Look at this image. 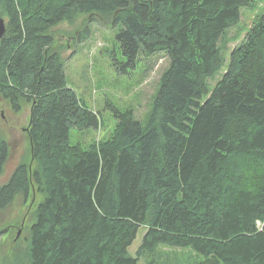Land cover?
Here are the masks:
<instances>
[{"label": "trees", "instance_id": "trees-1", "mask_svg": "<svg viewBox=\"0 0 264 264\" xmlns=\"http://www.w3.org/2000/svg\"><path fill=\"white\" fill-rule=\"evenodd\" d=\"M263 3L0 0V97L15 113L30 108L32 159L0 185V216L19 199L27 209L0 227L23 231L0 264H264ZM245 9L252 26L211 87ZM83 16L123 25L129 66L169 58L148 120L115 111L110 139L88 148L71 144V130L103 122L68 87L54 37ZM8 157L0 137V168Z\"/></svg>", "mask_w": 264, "mask_h": 264}, {"label": "rangeland", "instance_id": "rangeland-1", "mask_svg": "<svg viewBox=\"0 0 264 264\" xmlns=\"http://www.w3.org/2000/svg\"><path fill=\"white\" fill-rule=\"evenodd\" d=\"M254 15V12L245 9L241 22L228 30V37L233 39L222 53L226 59L224 70L210 81L211 87L222 79L230 62V52L246 37ZM86 18L87 16L81 17L74 25L62 23L54 29V37L64 45L61 51L68 87L103 122L99 129L71 130V144L84 148L110 139L117 124L115 111L132 110L137 120L145 122L147 114L153 108V97L159 88L161 77L169 66V58L162 53L148 61L140 57L134 67L129 66L117 39L123 25L113 26L99 18L84 22ZM5 20L8 22L7 18ZM29 121V107L15 113L10 104L0 97V137L9 145L8 160L0 168V185L10 179L18 165L32 163L30 141L26 132ZM22 202L19 199L5 215L0 216V227L8 220L17 221L25 216L27 209ZM18 230L12 236L0 235V258L8 251L13 240L20 239L23 231L19 230L21 235L16 240ZM145 235L146 229L138 231L137 238L129 249L132 257L137 256ZM140 264L148 263L141 260Z\"/></svg>", "mask_w": 264, "mask_h": 264}, {"label": "water", "instance_id": "water-1", "mask_svg": "<svg viewBox=\"0 0 264 264\" xmlns=\"http://www.w3.org/2000/svg\"><path fill=\"white\" fill-rule=\"evenodd\" d=\"M7 22L4 18H0V41L3 40V38L6 36L7 34ZM21 235V231H19L16 240L20 237Z\"/></svg>", "mask_w": 264, "mask_h": 264}]
</instances>
